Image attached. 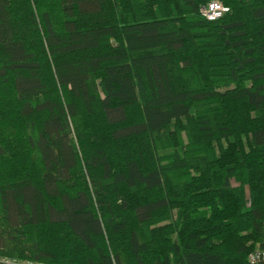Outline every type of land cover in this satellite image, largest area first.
Segmentation results:
<instances>
[{"label":"trees","instance_id":"obj_1","mask_svg":"<svg viewBox=\"0 0 264 264\" xmlns=\"http://www.w3.org/2000/svg\"><path fill=\"white\" fill-rule=\"evenodd\" d=\"M256 251L264 0H0V264Z\"/></svg>","mask_w":264,"mask_h":264},{"label":"built area","instance_id":"obj_2","mask_svg":"<svg viewBox=\"0 0 264 264\" xmlns=\"http://www.w3.org/2000/svg\"><path fill=\"white\" fill-rule=\"evenodd\" d=\"M228 11V9L218 1H213L209 3L208 5L202 7L201 13L202 15L207 18L209 21H216ZM264 259V252L261 253L259 251H256L255 253L250 255V262L252 264H255L261 260ZM20 264H39V263H32V262H23Z\"/></svg>","mask_w":264,"mask_h":264},{"label":"rangeland","instance_id":"obj_3","mask_svg":"<svg viewBox=\"0 0 264 264\" xmlns=\"http://www.w3.org/2000/svg\"><path fill=\"white\" fill-rule=\"evenodd\" d=\"M221 90H223V89H221Z\"/></svg>","mask_w":264,"mask_h":264}]
</instances>
